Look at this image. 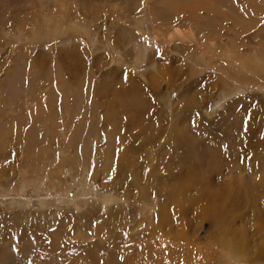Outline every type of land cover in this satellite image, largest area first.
Segmentation results:
<instances>
[{
  "label": "rangeland",
  "instance_id": "rangeland-1",
  "mask_svg": "<svg viewBox=\"0 0 264 264\" xmlns=\"http://www.w3.org/2000/svg\"><path fill=\"white\" fill-rule=\"evenodd\" d=\"M263 235L264 0H0V264H264Z\"/></svg>",
  "mask_w": 264,
  "mask_h": 264
},
{
  "label": "bare ground",
  "instance_id": "bare-ground-1",
  "mask_svg": "<svg viewBox=\"0 0 264 264\" xmlns=\"http://www.w3.org/2000/svg\"><path fill=\"white\" fill-rule=\"evenodd\" d=\"M119 95H121V94H119ZM114 120V119H113ZM121 121V120H120ZM131 121V120H130ZM133 121V120H132ZM106 122V121H105ZM122 122V121H121ZM120 122V123H121ZM117 126V125H116ZM121 126V125H120ZM122 126H123V124H122ZM124 128V127H123ZM122 128V129H123ZM120 129V128H119ZM125 129V128H124ZM130 129V128H129ZM118 129L116 128V127H113L111 130H109L110 132L108 133V136H110V137H116L117 135H119L118 134V131H117ZM132 130V129H131ZM130 130V131H131ZM126 131V130H125ZM119 132H120V130H119ZM129 131H127V133H128ZM121 133V132H120ZM125 133V132H124ZM123 133V135H126V134H124ZM130 133V132H129ZM130 135V134H129ZM128 135V136H129ZM127 136V135H126ZM223 139V138H222ZM117 142V141H116ZM139 143V142H138ZM226 144H227V146H220V145H216L215 147H216V149L219 151V152H222V151H220V150H223V148L225 149V148H227L228 146H230L229 144L231 143V142H225ZM233 143H235V141H233ZM232 144V143H231ZM125 146V145H124ZM236 146V145H235ZM229 148V147H228ZM236 148L237 147H234V148H231V149H233V150H231L232 152H236ZM251 149V148H250ZM230 150H228V151H230ZM238 150V149H237ZM227 151V150H226ZM228 151H227V153H228ZM230 151V152H231ZM206 152V151H205ZM122 154V153H121ZM214 154V153H213ZM222 154H223V152H222ZM235 154V153H234ZM224 155V154H223ZM229 155V154H228ZM230 155H231V153H230ZM229 155V156H230ZM236 155V154H235ZM219 156H221V153H220V155ZM213 157H214V155H213ZM217 157H218V155H217ZM231 157V156H230ZM212 158V157H211ZM226 158L227 157H225V158H223V157H218V160L220 161V162H222L223 163V160H224V162L226 161ZM108 160H109V158H107ZM214 159H216L215 157H214ZM217 160V159H216ZM208 162H210L209 160H208ZM216 163H214V165H215ZM207 165V164H206ZM212 165H213V163H212ZM221 165V164H220ZM222 166L224 167V165L222 164ZM209 167V166H208ZM212 167H214V166H212ZM210 168H211V166H210ZM221 168V167H220ZM222 169V168H221ZM207 169H205V171H206ZM223 170V169H222ZM220 171V170H219ZM223 172H224V170H223ZM213 173H214V169H213ZM222 173V172H221ZM217 174V173H216ZM215 174V175H216ZM223 174V173H222ZM189 175V174H188ZM210 175V174H209ZM213 175V174H212ZM214 175V176H215ZM214 176H212V177H214ZM217 176H218V174H217ZM217 176H215V177H217ZM193 177V176H192ZM211 176H208L207 175V178H206V184H207V182L209 181V179L210 178H212ZM218 178V177H217ZM216 179V178H215ZM214 179V183H215V180ZM205 180V179H204ZM211 180V179H210ZM222 181V180H221ZM220 181V182H221ZM213 182V181H212ZM211 182V183H212ZM230 182V181H229ZM189 182L188 181H181V182H178V183H176V184H172V186H174V188H172V192H171V198L173 199V200H176V202L177 203H179V204H181V203H188V202H190L191 201V199H192V197H190V195L188 194V192H187V187L186 186H188L187 184H188ZM195 183V182H194ZM209 184V183H208ZM208 184L207 185H205V186H207L205 189H203V194H202V192L199 190L197 193L198 194H201V197L203 198L202 200H204V211H205V218H206V220H207V227L208 228H210L211 226H215L216 227V230H218V227H222V222H221V218H223L224 216H225V213H223V214H220L219 212H220V210L221 209H219V207L224 203L225 204V202L226 201H228V199L229 198H231V196L232 197H234V198H236L235 196L237 195V194H235V196H234V193H233V190H232V186H219L218 184V186H208ZM200 186V185H199ZM225 187H228V191L226 192V188ZM201 192V193H200ZM107 197V196H106ZM232 199V198H231ZM103 200H104V198H103ZM113 201V198H112V196H110V197H107V199L105 200V201H103L102 202V204H108L109 202H112ZM152 202V201H151ZM123 209V208H122ZM232 209H234V207H232ZM184 213V212H183ZM125 214V213H124ZM127 215V214H126ZM184 215V214H183ZM179 216V215H178ZM114 217V216H113ZM115 219H116V216L114 217ZM170 232V231H169ZM166 235V234H165ZM180 236V235H179ZM178 236V237H179ZM264 236V235H263ZM167 237V236H166ZM171 237V236H170ZM178 237H175V241H176V239L178 238ZM235 237V236H234ZM212 238H213V236L212 237H210V239H211V242H210V244L212 245V246H210V247H208V250H207V255H206V257L208 258V261H209V264H219L220 262H222L221 261V258L222 257H224V260H225V262H228V263H230V262H232V263H234V262H239V259L241 258V259H243L244 258V255L242 254V252H240V249L239 248H237L236 246L237 245H235V242H233V243H231V242H228V241H223L222 239H220L218 236H217V242L215 243L213 240H212ZM115 239V238H114ZM247 238H243V242L242 243H245L247 240H246ZM181 240V239H180ZM179 240V242H181ZM235 240V239H234ZM233 240V241H234ZM18 241V240H17ZM126 241V239H125V236L123 237V239L121 238V239H119V241H117L116 243L114 242V241H112V240H110L109 242H107L106 243V245H104V246H102L101 248L102 249H105V250H107V252H109V254H108V257L106 258V259H104V261H103V263L102 264H128L127 262H129V261H136V262H138V261H140L139 260V258L137 257V256H135V257H133L132 259H129L128 258V254L126 253L125 254V256L122 258V259H117L115 256H116V254L117 253H119L120 252V246L119 245H123V243ZM174 241V242H175ZM109 243H111L112 244V246H113V248H111L110 246H109ZM131 243V242H130ZM176 243H177V241H176ZM151 244V243H150ZM38 245H40L39 243H38ZM42 245H44V244H42ZM133 245V244H132ZM131 245V246H132ZM241 245V244H240ZM133 247H135V246H133ZM149 247H150V245H149ZM126 248V247H125ZM129 249V248H128ZM150 249V248H149ZM264 249V248H263ZM141 250H142V248H141ZM140 250V251H141ZM242 250V249H241ZM86 253L88 252L87 250H84ZM217 251H218V255H217V257H216V254H217ZM248 251H250V250H248ZM22 252V251H21ZM19 253V254H22V253ZM36 253V252H35ZM244 253V252H243ZM256 254H258V251H257V253ZM141 258V257H140ZM261 259L262 258H264V255L262 256V257H260ZM260 258H257L256 256L254 257V258H252L251 256H248L247 257V260H246V262L247 263H249V261H250V263H252V262H254L256 259H260ZM142 259V258H141ZM51 264H60V262H57V261H54V262H50ZM132 262H130L129 264H131ZM241 263H242V261H241ZM61 264H75L74 263V261H73V259L72 260H66L65 261V263H61ZM171 264V263H170Z\"/></svg>",
  "mask_w": 264,
  "mask_h": 264
}]
</instances>
